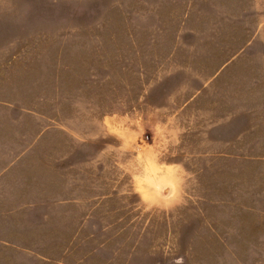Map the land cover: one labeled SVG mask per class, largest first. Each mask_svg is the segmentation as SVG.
Here are the masks:
<instances>
[{"label": "rangeland", "instance_id": "374dc122", "mask_svg": "<svg viewBox=\"0 0 264 264\" xmlns=\"http://www.w3.org/2000/svg\"><path fill=\"white\" fill-rule=\"evenodd\" d=\"M0 264H264V0H0Z\"/></svg>", "mask_w": 264, "mask_h": 264}]
</instances>
